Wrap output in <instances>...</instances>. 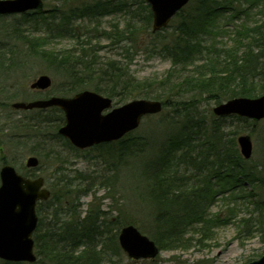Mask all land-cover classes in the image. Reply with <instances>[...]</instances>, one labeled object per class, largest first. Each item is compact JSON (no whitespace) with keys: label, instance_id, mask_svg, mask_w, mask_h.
I'll return each mask as SVG.
<instances>
[{"label":"trees","instance_id":"1","mask_svg":"<svg viewBox=\"0 0 264 264\" xmlns=\"http://www.w3.org/2000/svg\"><path fill=\"white\" fill-rule=\"evenodd\" d=\"M54 1L57 5L47 9L52 13L50 21L45 9L22 16H35L37 25L29 20L34 33L40 30L38 26L43 23L47 27L40 35L78 42L77 50L50 51L44 56V60L52 63L55 73L63 79L60 93L65 96L92 89L113 98L114 103L119 105L141 96L158 98L155 92L161 89L167 93L162 99L164 109H178L179 105L186 103L174 101L175 89H179L177 94L180 98L199 85V89L207 91L209 98L216 103L264 93V0H192L177 13L167 28L157 33L151 30L152 13L146 0ZM74 1L77 5L68 4ZM142 8L148 11L146 18L138 12H142ZM119 14L126 15L128 21L123 27L116 24L110 31L104 32V37L106 35L110 46L115 49L114 53L109 52L113 53L110 57L105 58L99 54V47L93 40L96 37L79 32L77 28L82 26L81 21L96 22L95 25H98L100 19ZM226 37L230 42L224 40ZM25 38L30 45L33 44L30 37ZM135 47H144L170 60L169 74L151 83L137 78L132 74L129 63L130 53ZM2 54L3 50H0V66L3 68L6 65ZM14 67H17L15 62L12 63ZM186 85L190 88L184 92L182 89ZM202 85L204 88H201ZM211 85L214 86L209 89ZM184 109V122L179 131L170 135L155 153H145L144 146L147 147L148 142L131 137L132 133L119 141L102 144L121 145L114 156L120 163L133 141L140 156L137 177L140 180V196L151 206L153 212L150 219L157 228L150 238L160 250L177 248L193 226H199L202 233L207 230L212 221L207 205L216 195L212 178L222 181L231 177L233 180L229 183L234 185L238 175H241L243 180L253 182L256 178V182L264 185V164L260 175H256L253 166L242 168L240 162L243 158L237 149L235 136L230 140L227 137L229 134L221 132L229 127L225 123L226 118L215 117L213 124L204 123L194 114L197 109L194 105H185ZM48 110H56L59 114L54 120L37 119L34 125L53 124L58 130L64 122V113L57 107L39 111L45 113ZM56 136L76 152L82 151L61 135L56 133ZM227 153L230 157L226 159L224 168L229 165V171L223 170L221 163L225 160L218 157ZM187 171L191 175L186 174ZM189 178L199 179L200 189L190 187L187 184ZM51 179L56 183L50 182V198L38 204L40 219L34 233L37 260L34 263L2 261L1 264H101L111 261L121 251L118 243L120 229L126 224L136 223L108 216V212L101 207L90 209L82 216L79 201L91 195L93 189L84 185L85 177L57 170L53 171ZM222 184L223 191H227L229 187L224 182ZM187 191L192 193V197L186 196ZM251 203L258 215L264 218V202ZM260 204L263 206L259 208ZM255 229L264 234L258 223Z\"/></svg>","mask_w":264,"mask_h":264},{"label":"rangeland","instance_id":"2","mask_svg":"<svg viewBox=\"0 0 264 264\" xmlns=\"http://www.w3.org/2000/svg\"><path fill=\"white\" fill-rule=\"evenodd\" d=\"M44 1V12L50 21L52 13L47 9L55 7L57 4L54 0ZM68 4L75 6L77 1ZM138 12L142 18L147 17L146 9L142 8V12ZM57 19L59 20V16ZM29 20L32 24L37 25L34 15L0 16V50H3L4 57L1 58L6 65L3 68L0 66V168L3 163H9L22 173L43 176L46 179V186L49 188L51 187L50 182L55 181L50 180L53 171L65 170L72 176H84V185L93 189L91 195H86L79 201L82 216L90 209L101 207L102 210L108 212V216H118L122 220L136 223L139 230L150 237L157 228L150 219L153 212L151 206L142 201L140 196V180L137 178L140 156L136 152L133 141L130 143L128 153L120 159V163L114 158L115 151L121 146L120 144L113 146L101 144L79 153L56 136L58 131L53 124L34 125L37 119L54 120L59 114L58 111L48 110L42 113L37 109L18 110L12 106L16 101H32L53 94L62 96L60 91L63 79L58 73H55L53 64L44 60V56L50 51L60 53L65 49L77 50L78 48V42L74 39H51L40 35L43 28L47 27L46 24L42 23L38 26L41 32L39 30L34 33ZM127 21L128 17L124 14L113 15L100 19L98 25H95L96 22L81 21L82 26L77 30L96 37L93 40L99 47V54L108 58L115 52V49L110 46L111 42L106 35L104 37V32L110 31L116 24L123 27ZM25 37H30L33 44L30 45ZM224 40L230 42L227 37ZM110 51L113 53L110 54ZM130 54V70L141 80L155 82L169 74V70H171L170 60L144 47H135ZM13 62L17 64V67L12 68ZM41 74L50 75L53 84L47 91L39 93V91L30 88V84ZM213 86L211 85L209 89ZM188 87L189 85H186L182 90L186 92ZM196 88L194 91H187L180 98L177 94L179 89H175L174 101L179 100L186 104L179 105L178 109L172 107L164 109L158 114L147 116L132 132L131 137L148 142L147 147L144 146L145 153L159 151L168 137L179 131V126L184 122L185 105L186 107L194 105L197 108L193 111L196 117H199L204 123L213 124V119L216 117L213 113V108L217 104L216 100L210 99L207 91L199 89V85ZM201 88L204 86L202 85ZM155 94L158 98L149 99L162 100L163 96H167V93L161 89H157ZM241 118L239 116L227 117L225 123L229 127L221 132L229 134L228 139L235 136L240 155L237 137L241 134L251 136L253 141L252 157L245 159L241 156L243 162L240 163L244 169L253 166L256 175H260L264 164V119L255 122L248 118H244L246 120ZM219 148L222 149V146L220 145ZM230 153L218 156L225 160L221 163L223 168ZM30 156H36L40 160L39 166L35 169H29L26 166V161ZM228 166L223 170L229 171ZM187 173L191 175L189 171ZM105 178H107L106 181H104ZM231 180H233L231 177L222 181L212 178V188L216 195L210 199V203L207 205V212L212 221L203 233L199 226L191 227L177 248L162 249L154 258L136 260L121 250L112 257L111 261L101 264H248L259 259L264 255V234L256 231L255 228L258 223L264 230V218L258 215V211L254 210V205L251 202H264V185L256 182V178L253 182L243 180L241 175H238L234 185L229 183ZM101 181L104 182L101 184ZM222 182L227 188L229 187L225 192ZM187 184H190V187L195 190L201 187L199 179L196 181L189 178ZM56 189L58 190V188ZM188 192L186 196L192 197V193L188 194ZM250 195L253 197L250 198ZM263 205L260 204L259 208ZM2 261L0 260V264Z\"/></svg>","mask_w":264,"mask_h":264},{"label":"water","instance_id":"3","mask_svg":"<svg viewBox=\"0 0 264 264\" xmlns=\"http://www.w3.org/2000/svg\"><path fill=\"white\" fill-rule=\"evenodd\" d=\"M153 13L152 31L167 27L177 12L190 0H147ZM43 0H0V15L23 13L41 9ZM52 85L49 75H40L31 88L48 89ZM16 109L47 108L57 106L64 110L66 123L59 133L73 145L85 149L96 144L111 142L139 127L142 119L162 111L159 100L134 99L113 107V100L96 91L83 90L72 97L52 96L30 102L17 101ZM113 107V108H112ZM111 109L104 113L105 110ZM217 116L237 114L259 121L264 118V94L258 97H236L216 105ZM238 144L241 154L249 159L253 143L249 135H240ZM39 164L36 156L27 159V166ZM51 191L45 187L43 176L31 178L20 174L11 164L0 169V259L12 262H35L34 231L38 226L37 204L47 200ZM119 243L126 254L134 259L154 258L159 253L156 243L135 225L120 230ZM249 264H264V255Z\"/></svg>","mask_w":264,"mask_h":264},{"label":"bare ground","instance_id":"4","mask_svg":"<svg viewBox=\"0 0 264 264\" xmlns=\"http://www.w3.org/2000/svg\"><path fill=\"white\" fill-rule=\"evenodd\" d=\"M252 139V138H251ZM252 143H253V141H252ZM133 224V223H132ZM133 225H135V224H133ZM136 226V225H135Z\"/></svg>","mask_w":264,"mask_h":264}]
</instances>
